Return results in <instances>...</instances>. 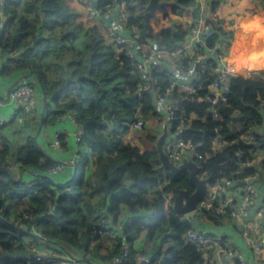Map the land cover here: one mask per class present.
I'll use <instances>...</instances> for the list:
<instances>
[{
  "label": "trees",
  "instance_id": "trees-1",
  "mask_svg": "<svg viewBox=\"0 0 264 264\" xmlns=\"http://www.w3.org/2000/svg\"><path fill=\"white\" fill-rule=\"evenodd\" d=\"M161 1L166 2L158 10L161 15L150 20L152 36L164 49L184 52L182 42L190 22L179 19L165 26L162 21L181 15L195 0ZM114 2L125 4L130 10L128 24H136L147 32L146 9L138 0H96L97 6L104 9ZM228 4L229 0H210L211 13L207 18L216 20L218 30H225L228 25ZM4 14L6 23L0 34V52L8 58L1 73L29 68L37 75L45 95V123H55L60 115L72 113L84 128V134L76 146L71 176L62 181L49 175L58 161L39 143L20 145L15 150L0 144V256L28 251L24 238L40 242V236L47 240V245H56L57 249L51 248L50 252L82 250L85 255L109 260L120 252L114 244L118 240L115 226L123 222L120 216L126 207L132 215L125 222L124 231L131 242L133 256L139 249L136 242L144 233L147 248L140 250L149 256L147 264H210L202 251L186 239L190 224L166 204L169 194L173 203L181 189L194 191L190 171L174 174L155 168L160 163L157 147L160 135H146L150 145L145 149L122 138L129 131L139 106L144 115L156 113L153 95L138 91L139 75L131 59L114 50L100 25L83 26L67 0H7ZM56 28H64L66 32L57 38ZM240 31L239 40L249 50L242 57H236L237 63L232 65L237 72L231 74L228 104L221 105L217 118L207 110L205 100L208 84L215 78L209 73L214 68L211 60L198 61L205 69L201 81L193 82L196 86L202 84L196 93H189L181 83L173 88L172 100L180 110L172 131L177 132L176 137L200 143L198 151L203 157L195 159L198 175L209 184L222 177L243 178L252 173L251 166L241 172V165L253 158L257 148L264 147V133H256L252 144L240 139L254 125H264V115L259 110V97L264 98L262 76L240 72L256 70L264 64H255L258 54L264 52V18L255 15L245 19ZM216 36L218 33L208 40V46L215 43ZM221 47L231 51L232 43H222ZM65 52L70 56L62 64L60 75L56 79L49 77L45 59L58 58ZM203 52L196 47L190 57ZM186 63L187 59L178 61L185 67ZM154 73L159 77L160 90L172 82L166 73ZM260 74L264 76V70ZM191 112L196 118L186 130L181 129L180 117ZM149 125L154 126L155 121L151 119ZM216 136L228 143L214 152L212 139ZM29 170L34 175L25 180L23 174ZM34 176L43 181L27 186ZM165 178L166 184L148 192L149 186ZM153 207L157 213L150 220L138 214ZM25 212H31L30 217H24ZM18 259L28 261L26 264L39 263L34 257L5 259L0 264H13ZM129 264L137 263L132 259Z\"/></svg>",
  "mask_w": 264,
  "mask_h": 264
},
{
  "label": "built area",
  "instance_id": "built-area-1",
  "mask_svg": "<svg viewBox=\"0 0 264 264\" xmlns=\"http://www.w3.org/2000/svg\"><path fill=\"white\" fill-rule=\"evenodd\" d=\"M79 1L84 8L83 21L88 25H100L106 41L112 45L114 50L117 53H124L131 59L139 75L137 86L139 93L149 91L153 95L156 113L153 116L144 115L142 113V107L139 106L133 121L129 124V130L143 131L149 126V121L153 119L155 125L152 128L155 131L157 130V133L158 131L159 134L162 133L163 129L167 131L163 147L169 160L179 165L187 160L195 161L196 158H202L203 154L198 151L200 143H194L191 139H184L181 136L176 137L177 132L172 131V124L177 118V111L180 110V107L172 100L173 88L175 84L181 83L187 87L189 93H196L202 84L196 86L193 85V82L201 81V73L205 69V65L203 64L199 67L197 60L201 57H204L205 60H211L214 68L210 69L209 73L215 78L208 84L209 94L205 100L208 102L207 110H210L215 118L218 117V109L221 105L228 104L231 74L237 72L228 59V55L232 50L227 51L221 47L222 43H232L233 48L236 31L234 19L228 16V25L225 30H218V24L215 19L213 21L203 15L193 16L191 18L188 14L189 8L183 11L184 19L190 22V27L182 42L184 52H181L175 48L164 49L158 44V40L152 34L147 32L142 33L136 24H128L130 10L125 4L114 2V4L104 9L97 6L96 0ZM6 2L7 0H0V34L6 23L4 14ZM157 14L161 15V12L157 11ZM217 33L218 36L214 40L215 43L212 46H208V40L213 38ZM196 47L202 48L204 52L190 57V54L194 52ZM169 55H172V59H169ZM182 59H187V67L178 64V61ZM168 60H170L172 66L177 67L181 72H185L186 68L191 69L194 67L195 62L198 66L197 68L194 67L192 78L189 80L185 82L172 80L169 85L160 90L159 77L154 72L159 70V64ZM155 96L157 101H155ZM7 98L10 101L18 103L22 110L28 114L36 111L39 101L36 85L27 80H21L14 84L8 90ZM259 101V110L264 115V98L259 97ZM2 103L3 98H0V104ZM192 114L194 113L191 112L188 116L182 115L180 117L181 129L186 130L189 127ZM14 117V114L8 116L0 115V125L7 124ZM66 119L72 121V124L75 126L72 135L76 143L80 142L84 134V128L79 125L72 113H64L57 120L62 122ZM67 132L66 129H58L48 143L45 146H41L47 154L58 161L49 171V175L53 177L60 176L67 164H74V158L69 161H63L56 156V152L63 149L64 138ZM256 133H264L263 124L254 125L252 128H249L242 133L240 139L247 144L255 143ZM227 143V141L216 136L212 139L213 151L216 152L222 149ZM208 154L206 153V156ZM251 163L252 159L244 162L241 167L245 169L251 166ZM155 168L165 169L161 161L159 164H155ZM260 169L264 170V164L260 166ZM257 174L258 171L254 169L252 173L245 175L243 178L233 176L222 177L213 184L208 185L207 194L195 209L180 214V219L188 222L191 226L186 233V239L193 242L202 251L206 261H208L206 252L211 247L210 242L213 240V237L205 226L207 221L216 220L219 217L223 219L226 217L229 221L235 223L246 221L251 214V205H253L259 192L254 181ZM41 181H43V178H36L34 176L32 181L27 182V186ZM242 182L243 190L236 201L235 199L231 200L224 197L231 189L240 187ZM166 183L167 179L165 178L163 182L149 186L148 192L152 189L161 188ZM171 197V194L167 196L166 204L173 207V203L170 200ZM156 213L157 209L153 207L140 210L138 214H142L145 216V219L150 220ZM30 214L31 212H25L23 216L30 217ZM257 215L261 221H264V201L259 206ZM130 218L119 222L115 226L118 240L115 239L114 244L119 247L120 252L111 259L104 261L103 264H129L132 259L137 264H147L150 262L149 256L145 255L140 249H136L134 256L132 254L131 242L127 233L124 231L125 222L130 221ZM33 231L35 233L37 232L35 229ZM245 234L252 253L257 255L262 254L264 250V234L253 235L246 231ZM39 239L40 242H36L30 237H25L23 242L28 251L39 254L36 257V260L39 262L38 264H78L75 258L67 254V252H62L61 254L48 252L45 248L47 240L40 236ZM51 247L57 249L54 244ZM213 249L218 253L220 258L225 256L228 259L227 262L221 261L218 264H248L247 254L243 251L235 250L230 246L227 242V237L223 234L214 237ZM27 262H22L21 259H18L13 264H26Z\"/></svg>",
  "mask_w": 264,
  "mask_h": 264
},
{
  "label": "crops",
  "instance_id": "crops-1",
  "mask_svg": "<svg viewBox=\"0 0 264 264\" xmlns=\"http://www.w3.org/2000/svg\"><path fill=\"white\" fill-rule=\"evenodd\" d=\"M172 1V0H170ZM68 5L79 14V19L83 21V11L84 8L81 5L79 0H67ZM188 10V9H187ZM226 12L228 16L234 19L236 25L235 31V41L233 43V48L230 54L228 55L229 61L232 64L237 63V53L247 50L248 45L246 44V48L240 43L236 47V41L242 37V34L239 33L242 21L245 19L253 18L255 15H260V17L264 18V5L263 0H229V4L227 5ZM211 13V5L209 0H195L192 6L189 7L188 14L192 18L193 16H208ZM179 19H184V14L176 15L172 19L168 21H163L165 26L170 25L174 21ZM191 20V19H190ZM83 26L86 28L89 27L83 21ZM66 32L64 28H56L54 30V34L57 38L61 37V35ZM241 32V31H240ZM55 40V39H54ZM67 42V41H66ZM241 42V41H240ZM243 42V41H242ZM249 49V48H248ZM248 51V50H247ZM246 51V52H247ZM19 56V55H18ZM70 56L69 52H65L63 55L58 56V58L48 56L45 59V62L48 64L46 67L47 73L49 77L56 79L61 72V66L64 63L68 62V58ZM8 55L2 54L0 52V98H3V103L0 104V115L1 116H8L10 114H14L15 117L5 125H0V144H6L9 146L11 150H15L18 146L24 144H31L34 142L39 143L41 146H45L48 141L53 137L55 132L58 129H66L68 132L64 138L63 149L56 152V156L58 159L63 161H69L70 159H75L77 156V143L72 135L75 126L72 124L71 120H64L58 121L56 120L55 123H45V103H44V92L41 87V84L37 78V75L32 72L29 68L21 69L15 71L10 74H2L1 67L4 62L7 60ZM198 61L205 62V58L201 57L198 58ZM170 60L159 64V70L167 74L169 79L177 80L180 82H185L192 78V74L194 71V67L197 68L196 62L194 63V67L186 68L185 72H181L177 67L172 66L170 64ZM201 65H199L200 67ZM264 70V64L261 68L256 70H245L240 71L241 73L246 74H255L260 73ZM262 76V81H264V76ZM21 80H27L33 82L37 87V94L39 97L38 106L36 111L32 114L25 113L22 108L18 105V103L14 101H10L7 98L8 90L17 82ZM196 118L195 113L192 114L191 120L189 122V126ZM166 130L163 129V132L159 134L157 130L155 131L152 126H148L143 131H134L129 130L125 135L122 136L124 142L132 140L134 143L141 149L147 148L150 144L146 138V135L156 136L162 135ZM144 139V140H143ZM264 164V147H259L253 153L251 167L258 171L257 177L255 178V184L259 190L258 195L251 205V214L248 216L246 221L242 222H231L226 217L217 220H208L207 224L205 225L206 228L209 230L213 240L210 242L211 247L207 250L206 256L207 260L210 264H218V262H227L228 259L223 256L220 258L218 253L213 249L214 246V237L219 234H223L227 237V242L232 246L235 250L243 251L247 254L248 257V264H264V250L262 254L257 255L252 253L249 244L247 243L246 232H249L253 235L264 234V221H261L259 216L257 215V210L259 206L264 201V170L260 169V166ZM71 165H66L62 174L57 176V179L62 181L63 179H68L71 176ZM241 172L244 171V168H241ZM34 174L29 170L25 171L23 177L25 180L32 178ZM243 182L241 183L240 187H235L231 189L228 193L224 195L228 199L235 201L240 197L242 190H243ZM131 213L125 207L122 210L120 219L122 221L126 220L127 218L131 217ZM144 233L141 234L140 238L136 242V246L140 249L144 247L147 248V243L144 240ZM52 245V244H51ZM51 245L45 244L48 252L51 250ZM67 254L73 256L78 264H88V261L94 262L95 264H103L104 260L100 259L99 257L88 256L83 253L82 250H68L65 251ZM60 254L62 251L59 252ZM102 253H105L102 251ZM81 260V261H77Z\"/></svg>",
  "mask_w": 264,
  "mask_h": 264
},
{
  "label": "water",
  "instance_id": "water-1",
  "mask_svg": "<svg viewBox=\"0 0 264 264\" xmlns=\"http://www.w3.org/2000/svg\"><path fill=\"white\" fill-rule=\"evenodd\" d=\"M139 4L144 6L146 11L144 13L145 26L149 34H153L150 20L157 14V11L166 5L165 1L161 0H139ZM155 101L157 98L155 96ZM167 136V131L164 132L158 139L157 147L159 151V159L163 167L174 174H178L183 170L190 171V179L194 191L190 193L186 189H181L174 198L173 207L179 214L186 213L195 209L198 203L205 197L208 192L209 183L205 178H201L198 175V164L194 160H187L183 163L176 165L174 162L169 160L167 153L164 150L163 144ZM39 254L30 251H16L0 256V262L5 259H16V258H34ZM81 261V260H77ZM88 264H95L94 262L88 261Z\"/></svg>",
  "mask_w": 264,
  "mask_h": 264
},
{
  "label": "rangeland",
  "instance_id": "rangeland-1",
  "mask_svg": "<svg viewBox=\"0 0 264 264\" xmlns=\"http://www.w3.org/2000/svg\"><path fill=\"white\" fill-rule=\"evenodd\" d=\"M142 33H144L143 32V30H140ZM240 43H242L243 44V46L246 48V44L244 43V42H240V40H238L237 42H236V47L240 44ZM247 50H249L248 49V47H247ZM247 50H245V52L244 51H241V52H236L237 53V57H242L243 55H245L246 54V51ZM236 58V57H235ZM253 75H255V76H257V77H260L261 76V74L260 73H255V74H253ZM144 140V139H143ZM46 249H49V247H45Z\"/></svg>",
  "mask_w": 264,
  "mask_h": 264
},
{
  "label": "bare ground",
  "instance_id": "bare-ground-1",
  "mask_svg": "<svg viewBox=\"0 0 264 264\" xmlns=\"http://www.w3.org/2000/svg\"><path fill=\"white\" fill-rule=\"evenodd\" d=\"M258 63H264V52H261L258 54L255 64H258Z\"/></svg>",
  "mask_w": 264,
  "mask_h": 264
}]
</instances>
